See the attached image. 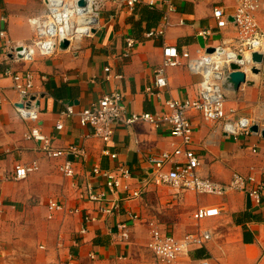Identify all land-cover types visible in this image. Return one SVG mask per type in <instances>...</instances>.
Masks as SVG:
<instances>
[{
    "label": "crops",
    "instance_id": "obj_1",
    "mask_svg": "<svg viewBox=\"0 0 264 264\" xmlns=\"http://www.w3.org/2000/svg\"><path fill=\"white\" fill-rule=\"evenodd\" d=\"M101 1L99 26L91 35L74 40L67 49L58 47L50 55L37 52L27 61L13 50L26 42L25 37L31 38L27 19L14 16L11 0H0V18H7V23L0 20V29L7 31L0 51V264H142L151 223L183 238L197 229L193 214L199 206L221 209L219 216L201 223L212 239L174 264H201L204 260L209 264H264V196L257 202L236 190L197 195L154 183L151 156L181 143L169 125L156 127L139 121L119 126L113 139L104 142L76 116L63 114L68 106L80 110L116 90L124 94L129 114H166L169 100L195 98L202 77L189 69L185 58H181L182 65L167 69L168 86L159 95L149 93L163 61V46H176L192 58L221 44L233 47L234 26L219 29L213 11L221 6L231 17L235 0H157L155 7L138 4L134 8L127 7L125 0ZM169 2L176 5L177 12L165 38H148L147 32L161 24ZM258 20L264 29V11ZM203 30H211L213 35L201 36ZM129 38L135 45L127 54ZM27 71L34 77L32 94L42 132L56 148L74 145L84 151L77 158L70 157L74 177L60 172L65 158H47L40 142L25 138L34 123L17 112L21 96L12 74ZM247 80L238 90H229L228 106L253 119L259 132L229 135L222 122L206 120L197 111L189 113L194 127L192 148L201 158L200 175L222 185L229 184L235 173L264 182V73L248 72ZM59 123H63L62 129H57ZM33 161L40 169L25 180H15L16 166ZM95 168L114 173L131 190L141 189V196L129 199L124 189L108 188L105 179L94 173ZM123 169L132 177L121 178ZM89 188L103 193V200L90 201L86 197ZM50 199L65 205L53 218L49 217ZM105 207H113V213L104 212ZM75 208L80 211L70 213ZM133 214L138 218L132 219ZM87 217L94 220L82 234ZM124 223L130 233L126 240L119 227Z\"/></svg>",
    "mask_w": 264,
    "mask_h": 264
},
{
    "label": "built area",
    "instance_id": "obj_2",
    "mask_svg": "<svg viewBox=\"0 0 264 264\" xmlns=\"http://www.w3.org/2000/svg\"><path fill=\"white\" fill-rule=\"evenodd\" d=\"M81 0H44L46 6V16L33 19L31 22L35 26L38 40L32 45L18 44L13 50L16 56L30 61L35 54H53L63 40H69L70 44L83 36H89L93 30L99 26L100 16L103 10L101 0H85L86 6L79 4ZM183 1V0H178ZM125 5L134 8L138 4H148L155 7L157 0H125ZM235 11L231 17L226 10L217 6L214 8L213 16L217 20L219 29L234 26L236 38L233 47L225 44L218 45L214 52H206L198 57L192 58L189 52L180 53L176 46H163V61L156 70L154 88H148L149 93L159 95L160 91L168 86L167 69L182 65L181 58L188 60L189 69L202 77L198 85L197 95L193 99H171L167 102L169 112L162 113H127L124 107V94L121 91H112L104 94L97 102L89 106L76 110L73 106H68L63 113L66 116H76L82 126L92 128L93 135L104 142H110L119 126L131 125L135 122L144 121L156 127L164 124L169 125L172 133L180 140V145L172 150L163 151L159 155L151 156L150 161L155 167L153 181L157 185H167L176 190L191 191L197 195H223L229 190L244 192L252 196L257 202H261L264 196V182H256L254 176H244L235 173L227 185H222L204 178L200 175L201 158L192 148L194 127L190 120L189 113L197 111L203 118L209 121L222 122L224 131L229 135H249L255 121L247 116L239 115L238 110L228 106V93L232 88L228 80L230 64L237 63L245 73L252 72L254 67L261 68L264 73V29L260 26L258 15L264 11V0H235ZM177 12L173 2L167 3V8L163 10L161 24L148 31V38H165L168 28L172 25V16ZM89 17L92 21L87 22ZM233 21H230V18ZM0 20L7 23V18L1 15ZM184 23L183 20L180 21ZM84 25L83 33L74 32L77 27ZM74 26H77L76 28ZM201 36L210 37L211 30H203ZM7 39V31L0 29V51L3 49L2 40ZM135 45L133 38L128 39V51ZM21 48V49H19ZM260 53L263 56L261 64L253 60V53ZM241 56V58H240ZM106 68L105 71H109ZM10 73V72H8ZM246 73V74H247ZM11 74V73H10ZM15 88L21 96L20 105L17 112L23 120L31 121L34 125L25 134L27 140H35L41 143V151L47 158H65L60 166V172L65 177H74L75 168L70 157H79L83 150L71 145L67 148H56L50 137L46 136L41 129L39 122V111L36 105V98L32 94L34 87V77L32 72L24 74H12ZM121 78V76H118ZM110 79V76H107ZM63 123L57 125V129H62ZM116 154H112L116 158ZM40 169L39 163L33 161L30 164H20L16 166L14 179L25 180L33 172ZM94 173L105 179L106 185L112 190L120 188L127 191L129 199L141 196V189H130L123 186L120 177L112 172L94 169ZM132 173L128 169L122 170L121 178H131ZM86 197L93 202L102 201L103 193L96 192L89 188ZM50 218L58 212L65 210V205L57 200L50 199L48 202ZM104 212L111 214L114 208H103ZM79 208L70 210V213H78ZM221 214L218 206H199L193 214L197 222V229L187 233L183 238H178L166 227L151 223L150 241L147 250L158 264H174L181 256L187 255L192 249L204 248L212 239V234L208 230L201 228V223L207 218L217 217ZM132 219H137V215H131ZM94 219L87 217L81 227V233L88 231V224ZM122 230L123 239H129L130 233L126 223L119 226ZM92 259L96 258L91 254ZM201 264H209L204 260Z\"/></svg>",
    "mask_w": 264,
    "mask_h": 264
},
{
    "label": "rangeland",
    "instance_id": "obj_3",
    "mask_svg": "<svg viewBox=\"0 0 264 264\" xmlns=\"http://www.w3.org/2000/svg\"><path fill=\"white\" fill-rule=\"evenodd\" d=\"M10 4H11L12 11L14 12V16L17 15V16L23 17L22 15H24V17L27 19L28 26L30 28L31 38L27 39L25 37L24 40L26 42H23V43L24 44H34L35 41L38 40V37H37L36 31H35L36 30L35 26L33 25V23L31 21L33 19L38 18V17L42 18V17L46 16L47 9H46L44 0H11ZM21 31H22V29H19V32H21ZM23 36H24V34H23ZM20 41H22V40H20ZM250 74H251V72H250ZM142 248H145V247H142ZM151 260H153V257L151 256V254L148 251H145L144 252V260H143L142 264H144V263L155 264L154 260L153 261H151Z\"/></svg>",
    "mask_w": 264,
    "mask_h": 264
},
{
    "label": "water",
    "instance_id": "obj_4",
    "mask_svg": "<svg viewBox=\"0 0 264 264\" xmlns=\"http://www.w3.org/2000/svg\"><path fill=\"white\" fill-rule=\"evenodd\" d=\"M79 4L81 6H86V1L85 0H81L79 2ZM230 21H233V18H230ZM95 31V29L93 30V32ZM70 46V41L69 40H63L61 43H60V48L61 49H67L68 47ZM21 49V48H19ZM215 48H209L208 49V52L211 53V52H214ZM241 58V56H240ZM253 60L255 63L257 64H261L262 61H263V56L262 54L260 53H253ZM230 73H229V77H228V80L229 82L231 83L232 85V89L233 90H238L243 84H246L248 83V80H247V74L241 70V67L237 64V63H231L230 64ZM252 72L254 74H262V71H261V68L259 67H254L252 69ZM259 126L258 125H254L252 128H251V131L252 132H259ZM262 135L264 136V130L262 131Z\"/></svg>",
    "mask_w": 264,
    "mask_h": 264
},
{
    "label": "bare ground",
    "instance_id": "obj_5",
    "mask_svg": "<svg viewBox=\"0 0 264 264\" xmlns=\"http://www.w3.org/2000/svg\"><path fill=\"white\" fill-rule=\"evenodd\" d=\"M86 21H87V22H90V21H92V20H91L89 17H87V18H86ZM83 26H84V25H81V26H79V27L74 26L75 28L77 27V30H76V31L74 30V32H77L78 34L83 33L84 30H86V28H84Z\"/></svg>",
    "mask_w": 264,
    "mask_h": 264
}]
</instances>
